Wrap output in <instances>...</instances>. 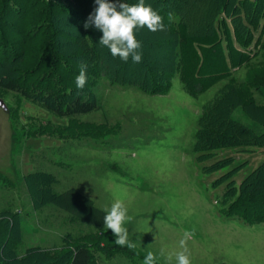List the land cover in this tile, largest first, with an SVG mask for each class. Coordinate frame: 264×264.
<instances>
[{
  "label": "rangeland",
  "instance_id": "rangeland-1",
  "mask_svg": "<svg viewBox=\"0 0 264 264\" xmlns=\"http://www.w3.org/2000/svg\"><path fill=\"white\" fill-rule=\"evenodd\" d=\"M223 1L145 0L162 11V22L171 29H134L142 44L141 63L113 57L98 44L102 32L89 28L99 71L87 75L83 90L76 87L80 64L72 55L86 45L83 23L95 1H0V80L13 79L31 95L0 87L5 105H0V211L19 216L18 256L40 247L56 257L66 246L84 242L90 264H144L148 252L153 264H178L176 254L184 250L180 241L187 231L192 233L186 241L190 264H264V222H255L256 214L264 217V207L235 204L243 178L264 159V147L196 148L203 106L225 86L246 103L256 125L264 124V44L231 78L197 97L183 90L174 71L171 30L176 22H185L192 33L206 32L223 15ZM225 3L227 19L245 35L247 21L264 22L262 2ZM148 67L174 71L165 94H147L110 79L142 80ZM68 94L94 96L98 108L69 116L48 111L45 105L57 108ZM237 111L236 117L248 120ZM31 171L50 172L58 180L53 191L75 187L106 212L121 201L127 209L122 227L132 244L123 246L128 254L106 247L116 239L106 226L109 234L99 240L95 228L64 210L52 204L36 208L22 180Z\"/></svg>",
  "mask_w": 264,
  "mask_h": 264
},
{
  "label": "trees",
  "instance_id": "trees-1",
  "mask_svg": "<svg viewBox=\"0 0 264 264\" xmlns=\"http://www.w3.org/2000/svg\"><path fill=\"white\" fill-rule=\"evenodd\" d=\"M83 1L93 2V0ZM225 1L221 2L223 5L220 13L223 12V15L216 17L215 26L212 25L208 31L192 33L188 30L187 24L181 20L177 21L175 28L171 30L175 37L174 71L178 72L181 86L190 96L197 97L218 82L231 78L236 70L258 56L263 47L264 22L261 24L258 21L249 20L246 27L242 24L248 32V35H245L239 25H232L227 19L226 13L229 10ZM257 1L264 4V0ZM157 12L164 17L161 10ZM165 13L168 14V12ZM163 24L169 27V23ZM257 29L260 31L257 37L253 38V32ZM87 34H83L86 45L73 51L72 55L76 56V62L80 66L81 64L87 66L86 76L98 73L100 59L88 42L89 37H93L92 31L87 29ZM152 71L155 72L153 76ZM173 72L148 67L142 80L131 78L132 80L120 82L117 79H110L114 83L133 85L147 94H165L169 89L170 76ZM148 77L149 81H147ZM0 87L31 98L30 93L13 79L0 80ZM67 96L68 98L57 108L45 105L48 111L57 116H69L85 114L98 108L94 96L90 99L72 96V94ZM245 104L236 92L230 91L229 86L222 88L203 106L196 131V148L209 152L223 147H264V124L256 125L257 119L249 115L248 110H245ZM238 109L248 116L245 117L247 121L235 116V114L238 115ZM22 180L36 208L52 204L95 228L99 232L96 235L99 240L107 238L109 231H104V216L107 212L98 208L90 198L81 194L75 187H69L61 192L53 191L52 186L58 180L53 174L45 171H31L23 175ZM235 204L241 208L248 204H255L258 208L264 207V159L243 178ZM257 213L260 212L257 211ZM261 216L256 214L255 222H264V217ZM245 217L242 219L245 220ZM249 222L254 221L251 219ZM19 228L20 221L17 213L10 210L0 211V264L91 263L90 251L87 243L84 242L66 246L65 251L56 257L50 250L40 247L28 248L21 256H18L16 248ZM106 247L128 254L125 247L114 243L107 244Z\"/></svg>",
  "mask_w": 264,
  "mask_h": 264
},
{
  "label": "clouds",
  "instance_id": "clouds-1",
  "mask_svg": "<svg viewBox=\"0 0 264 264\" xmlns=\"http://www.w3.org/2000/svg\"><path fill=\"white\" fill-rule=\"evenodd\" d=\"M163 18L150 5H145V0H138L136 4H128L125 0H95V7L89 13L83 23L84 29L95 27L102 32L98 44L107 47L113 57H119L127 63L129 58L133 63L142 62V44L138 42L134 29L139 30L146 26L151 32L163 31ZM86 65L81 64L80 73L76 76L77 89L83 90L86 84ZM127 209L121 201L115 202L110 211L104 216V224L107 229H111L116 239L117 246L132 247L128 239L127 230L122 227L126 219ZM192 233L185 232L184 238L180 241V246L184 250L176 254L178 264H190L186 241ZM154 255L152 252L144 258V264H153Z\"/></svg>",
  "mask_w": 264,
  "mask_h": 264
},
{
  "label": "water",
  "instance_id": "water-1",
  "mask_svg": "<svg viewBox=\"0 0 264 264\" xmlns=\"http://www.w3.org/2000/svg\"><path fill=\"white\" fill-rule=\"evenodd\" d=\"M0 105L5 108V105L2 103V101H0Z\"/></svg>",
  "mask_w": 264,
  "mask_h": 264
}]
</instances>
